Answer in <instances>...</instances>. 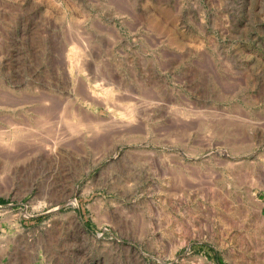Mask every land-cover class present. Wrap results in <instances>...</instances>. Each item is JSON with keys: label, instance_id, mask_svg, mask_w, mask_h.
Instances as JSON below:
<instances>
[{"label": "rangeland", "instance_id": "374dc122", "mask_svg": "<svg viewBox=\"0 0 264 264\" xmlns=\"http://www.w3.org/2000/svg\"><path fill=\"white\" fill-rule=\"evenodd\" d=\"M0 264H264V0H0Z\"/></svg>", "mask_w": 264, "mask_h": 264}, {"label": "bare ground", "instance_id": "6f19581e", "mask_svg": "<svg viewBox=\"0 0 264 264\" xmlns=\"http://www.w3.org/2000/svg\"><path fill=\"white\" fill-rule=\"evenodd\" d=\"M68 62H69V60H68ZM70 62H72V61H70ZM58 143V142H57Z\"/></svg>", "mask_w": 264, "mask_h": 264}]
</instances>
